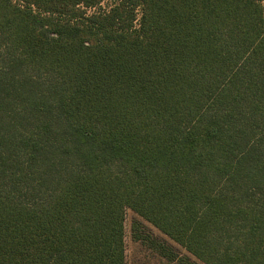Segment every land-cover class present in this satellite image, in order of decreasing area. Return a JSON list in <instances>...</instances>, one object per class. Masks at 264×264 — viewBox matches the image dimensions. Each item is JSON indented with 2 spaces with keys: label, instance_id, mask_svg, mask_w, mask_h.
Here are the masks:
<instances>
[{
  "label": "trees",
  "instance_id": "obj_1",
  "mask_svg": "<svg viewBox=\"0 0 264 264\" xmlns=\"http://www.w3.org/2000/svg\"><path fill=\"white\" fill-rule=\"evenodd\" d=\"M105 1L0 0V264H264V0Z\"/></svg>",
  "mask_w": 264,
  "mask_h": 264
},
{
  "label": "rangeland",
  "instance_id": "obj_2",
  "mask_svg": "<svg viewBox=\"0 0 264 264\" xmlns=\"http://www.w3.org/2000/svg\"><path fill=\"white\" fill-rule=\"evenodd\" d=\"M109 1L106 0L103 4V8H108ZM135 220H141V218L132 210L127 209L125 217V243H126V256L127 264H179L175 260H170L162 256L159 252L152 249L147 244L134 238L132 224ZM144 225L146 227L145 234H150L160 242H164L171 250L176 253L186 254L187 252L168 236L163 234L160 230L146 221Z\"/></svg>",
  "mask_w": 264,
  "mask_h": 264
}]
</instances>
